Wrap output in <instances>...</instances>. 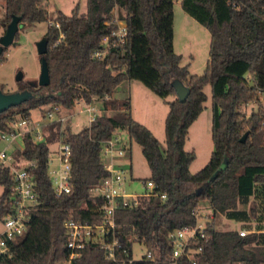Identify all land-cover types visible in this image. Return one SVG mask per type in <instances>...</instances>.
Listing matches in <instances>:
<instances>
[{"label":"trees","instance_id":"trees-1","mask_svg":"<svg viewBox=\"0 0 264 264\" xmlns=\"http://www.w3.org/2000/svg\"><path fill=\"white\" fill-rule=\"evenodd\" d=\"M4 1L6 15L0 18V28L6 29L14 16L31 25L49 21L44 0ZM181 4L210 32L209 59L202 75L182 66V56L174 50V0H87L85 14H79L78 8L71 15L60 13L48 27L44 56L50 84L23 86L22 90L28 89L34 97L0 113V131H9L11 120L30 117L34 109L46 105L71 109L80 100L90 104L94 98L103 101V110L112 109L120 115L103 113L78 133L67 128L60 134L72 149L76 186L70 194L57 195L50 182L48 140L55 134L40 142L26 134L24 149L15 157L17 162L35 161L32 172L39 203L30 209L26 233L10 241L9 251L0 254V264H63L68 260L64 222L70 218L101 222L97 208L103 200L92 197L91 189L110 174L101 149L119 128H126L130 139L141 146L151 171L147 181L157 184L158 195L116 211L119 261L108 259L100 243H90L72 264H121L132 258L134 242L145 245L156 261L143 258L132 264H170L169 234L196 224L195 210L203 199L209 200L212 210L206 238L192 245L199 249L192 260L184 257L180 264H264V226L241 236L238 230L221 231L215 225L218 214L249 220L250 213L239 209V204L251 198L255 203L252 214L257 215L258 207L264 206V105L259 98L264 92V0H182ZM115 8L126 14L127 41L110 48L104 59L95 58L102 40L111 37L114 27L107 22ZM132 79L160 97L174 98L168 102L165 149L148 127L133 118L129 98L103 100ZM175 79L191 90L185 102L177 98L172 86ZM207 85L211 87L214 149L207 164L192 173L196 152L187 151L185 142L190 126L204 109ZM41 90L47 93L38 95ZM253 101L258 107L247 115L243 104ZM9 172L0 168V185L4 187L0 220L8 213L12 192Z\"/></svg>","mask_w":264,"mask_h":264},{"label":"rangeland","instance_id":"rangeland-1","mask_svg":"<svg viewBox=\"0 0 264 264\" xmlns=\"http://www.w3.org/2000/svg\"><path fill=\"white\" fill-rule=\"evenodd\" d=\"M182 0H174V50L182 56L181 65L187 66L189 71L195 75H202L208 59L210 48V32L204 26L200 25L192 16L187 14L181 4ZM42 6L49 13V21L31 25L21 22L19 32L12 45L5 49L0 59V89L4 92L22 91L23 86L32 84L39 86V76L41 73V57L37 50V43L45 37L48 27L60 13L71 15L75 8H78L79 14H85L87 11V0H44ZM120 16L125 14L121 9H117ZM6 15L5 1L0 0V18ZM6 29L0 28V37ZM23 72L24 79L21 82L16 81L18 72ZM121 90L126 91L123 99H130L132 105V116L135 120L144 124L154 134L160 142L162 148H166L165 138V119L169 112L168 102L174 98L168 96L160 97L152 92L139 80H125L120 84ZM207 94V101L204 103V109L197 120L190 126L185 142L187 151L194 150L196 159L190 166L192 173H197L202 169L210 159L214 149L212 140V101L211 87L207 85L204 89ZM47 90L39 91V94H46ZM260 101L264 105V92L260 94ZM110 99V97L108 98ZM107 99V100H108ZM60 115L65 116L64 122L53 121L44 117L43 113L54 106L46 105L44 107L31 111V121L34 126L42 127L44 140L54 135L53 140H48L50 147V158L55 160L58 150L63 139V134L69 128L73 133L80 132L83 128L90 125V115L86 111L88 104L80 100L71 109H66L62 105ZM98 112V104L92 105ZM258 107L255 101L249 104H243V110L250 115ZM112 113V112H111ZM113 115L119 116L120 112ZM55 116L54 118H56ZM120 144L126 147L125 155L120 157L121 168L124 170L126 177L124 187L128 194L142 195L146 191L147 179L151 176L148 163L142 153L141 146L134 140L130 139L126 128L117 129L114 134ZM5 143L1 142L0 147ZM20 147H24L20 144ZM19 153V150L10 148L8 153ZM23 163V162H20ZM4 187L0 185V195ZM254 199L251 198L247 203H240L239 209H245L250 213L249 220H235L218 214L215 218V225L218 230H252L258 226H264V206L258 207L257 215L251 213L254 205ZM199 222L205 224L212 217L210 202L207 199L201 200L198 206ZM3 230V224L0 220V233ZM147 253L145 245L134 242L132 246V255L136 260H140Z\"/></svg>","mask_w":264,"mask_h":264},{"label":"built area","instance_id":"built-area-1","mask_svg":"<svg viewBox=\"0 0 264 264\" xmlns=\"http://www.w3.org/2000/svg\"><path fill=\"white\" fill-rule=\"evenodd\" d=\"M112 16V19L107 22V24L114 27L111 37H105L102 40V48L93 55L95 58L104 59L110 48L122 45L127 41L126 14L123 16L118 15L117 8H115ZM62 37L63 35L60 36V40ZM109 97L110 95L107 94L103 100H107ZM95 100L99 99L94 98L93 101ZM86 111L89 112L91 123L98 115L96 107L90 103ZM43 114L45 118L47 117L50 120V123L55 120L60 122L66 120L65 116L60 115L58 105L47 109ZM55 116L57 117L54 118ZM9 125L11 128L9 131H0V144L1 142L5 143L4 147H0V168H8L13 181L12 192L7 200L8 213L1 220L3 230L0 233V254L9 251L8 243L10 241H15L26 233L30 222V209L39 203L36 182L32 172L36 164L35 161L17 162L14 152L9 154L8 151L10 148L22 151L24 147L21 148L20 144H23L28 133L32 134L35 142L44 140L41 133L43 126H34L31 116H16ZM125 151L126 147L120 144L117 137L113 136L103 142L101 157L105 168L110 174L91 189L92 197L103 200L102 205L97 208L102 220L99 223H90L70 218L64 222L68 237L67 248L70 255L63 264H72L74 259L80 257L81 250L90 243H100L104 247L108 259L119 261L117 249L120 244L116 239V211L120 208H132L138 205L141 198L158 195L157 184L152 180L146 182V191L142 195H133L126 192L124 170L116 163V158L124 156ZM56 155L55 160H52L49 156L48 174L51 185L59 196L70 194L76 186L72 180L73 160L70 144L62 141ZM161 197L165 199L166 195L162 194ZM195 212L198 217L196 224L184 226L169 234L172 246L170 264H180V260L184 257L192 260L194 253L199 251L198 248H194L192 245L196 244L200 238H206L207 222L205 224L199 222L198 207ZM239 232L241 236H244L250 231L240 230ZM143 258L156 261V256L150 252H147L141 259ZM134 260L136 259L132 255V258L122 260L121 264H132ZM193 264H196V262L193 261Z\"/></svg>","mask_w":264,"mask_h":264},{"label":"water","instance_id":"water-1","mask_svg":"<svg viewBox=\"0 0 264 264\" xmlns=\"http://www.w3.org/2000/svg\"><path fill=\"white\" fill-rule=\"evenodd\" d=\"M21 22V17L14 16L11 22L8 24L5 33L0 37V58L4 53L5 49L12 45L15 41V38L19 32V24ZM37 50L41 57V73L39 76V85L48 86L50 84V73L45 54L48 50V40L46 37L42 38L37 43ZM24 79L23 72H18L16 75V81L21 82ZM172 86L176 90L177 98L181 102H185L191 92L190 88L187 87L181 80L175 79L172 82ZM34 95L29 90L15 91L6 93L0 89V113L7 111L11 107L18 106L31 98ZM247 137V133L241 138V141L244 142Z\"/></svg>","mask_w":264,"mask_h":264},{"label":"crops","instance_id":"crops-1","mask_svg":"<svg viewBox=\"0 0 264 264\" xmlns=\"http://www.w3.org/2000/svg\"><path fill=\"white\" fill-rule=\"evenodd\" d=\"M118 10H120V8H117ZM122 10V9H121ZM123 11V10H122ZM121 86L119 85L117 87V89L110 95V99H115V100H119V99H123L124 96H125V92L124 90H121L120 88ZM92 105H95V104H98V115H102L103 113H106L107 115H113L114 113H116L117 111H114L112 109H108V110H103V101L102 100H95L91 103ZM132 106V105H131ZM95 107V106H94ZM112 112V113H111ZM115 116V115H113ZM15 151V150H14ZM120 157L119 158H116V163L118 164L119 167H121V164H120ZM257 228H253L252 230H249V231H256ZM2 232V231H1Z\"/></svg>","mask_w":264,"mask_h":264},{"label":"flooded vegetation","instance_id":"flooded-vegetation-1","mask_svg":"<svg viewBox=\"0 0 264 264\" xmlns=\"http://www.w3.org/2000/svg\"><path fill=\"white\" fill-rule=\"evenodd\" d=\"M29 86L35 87V86H34V85H32V84H29ZM25 90H28V89H25Z\"/></svg>","mask_w":264,"mask_h":264}]
</instances>
